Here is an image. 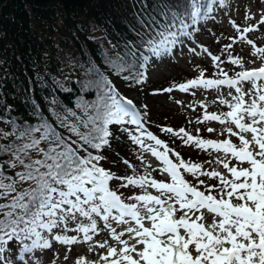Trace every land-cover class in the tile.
Wrapping results in <instances>:
<instances>
[{
  "label": "snow or ice",
  "instance_id": "6c2138e0",
  "mask_svg": "<svg viewBox=\"0 0 264 264\" xmlns=\"http://www.w3.org/2000/svg\"><path fill=\"white\" fill-rule=\"evenodd\" d=\"M220 6H224V0H220ZM161 8L160 15L168 17L165 23L148 36L137 33L138 43L128 41L123 54L106 55L105 63L116 73H127L123 76L127 82L140 85L146 81L150 57L145 51L158 60L170 56L172 49L196 30L189 28L186 18L195 26L213 10L210 3L201 4L200 0H174L171 5L163 3ZM245 18L250 16L246 13ZM259 22L264 23V15ZM230 23L240 31L235 22ZM254 30L250 26L242 31ZM240 38L245 39L243 35ZM247 43L254 49L252 54L264 60V47H257L252 40ZM212 60L215 64L219 57L212 56ZM230 62L241 63L240 59L231 57ZM93 72L98 96L93 102L77 105L79 115L67 109L64 115H57L58 123L41 117L38 124H31L6 115L11 112V106H5L4 113H0V124L4 125L0 128V264L16 261L27 264L25 254L51 248L49 237L67 246L80 242L75 235L63 234L69 231L82 233L83 242L91 241L89 233L98 232L94 216L105 222L104 227L120 245L117 248L107 242L98 244L107 249L106 254L100 255L104 264H264V83H257L264 81V65L237 72L236 78H229L222 69L224 79H204L201 72L200 77L176 86L180 91L222 85L234 88L235 103L220 100L221 104H228L230 111L222 115L206 114L204 119L234 124L238 131L232 128L225 131L237 137L239 145L229 139H200L183 128L179 133L172 128L162 129L173 135L183 133L184 144H194L203 150H222L239 164L249 165L229 167L228 163L218 161L231 174V179L216 171L202 172L201 165L182 159L174 163L169 158L168 146L145 130L147 113L139 111L131 99L121 97L100 72L95 69ZM245 81L252 82L247 92L242 88ZM124 125L135 126L138 135L127 127L120 130L127 133L133 144L162 162L161 170L170 177V183L158 182L150 174L118 176L104 166L107 157L103 150L111 148L114 138L110 126ZM245 133L251 134L250 140ZM144 137L154 145L145 144ZM160 147L163 151L158 150ZM172 155L179 157V153ZM123 163L132 167L127 160ZM181 170L197 177H218L220 185L209 186L206 194L190 184ZM113 181H126L121 183L124 188L151 187L160 195L145 191L127 198L135 203H126L122 194L113 189ZM214 189L218 197L212 194ZM205 212L212 216L211 223L204 222ZM110 219L129 226L117 233L108 223ZM70 222L76 223L74 229L68 227ZM58 228L61 234L54 233ZM125 234L127 240L122 238ZM13 242L19 255L9 248ZM92 250L90 245L89 251ZM28 259L39 264V258L34 255ZM100 261L79 257L75 264H100Z\"/></svg>",
  "mask_w": 264,
  "mask_h": 264
},
{
  "label": "trees",
  "instance_id": "16d2710c",
  "mask_svg": "<svg viewBox=\"0 0 264 264\" xmlns=\"http://www.w3.org/2000/svg\"><path fill=\"white\" fill-rule=\"evenodd\" d=\"M200 2L210 3L214 8L220 6V0ZM226 2L227 0L224 4ZM163 3L171 5L174 0H0V113H4L5 106H11V112L6 115L17 117L21 122L27 120L31 124H38L41 117L58 123L57 115H64V110L67 109L76 111L79 115L77 105L97 99V80L93 72L95 69L121 97L131 99L139 111L147 113L145 130L166 144L170 150L169 158L174 163L177 162L178 158L172 153L177 151L176 143L181 141L183 145H187L183 142L186 137L183 133L177 136L162 131L164 128H172L179 133L182 127H173L166 119L164 110L150 106L152 94L184 92L176 86L198 78L201 72L206 74L215 68L209 65L194 71L178 66L174 73L165 75V79L148 76L146 69V81L136 85L123 79L127 73H116L105 63L107 54H123L127 50L128 41L138 43L137 33L148 36L168 20V17L160 15ZM208 19L209 17L197 24L208 25ZM185 22L190 29H196L187 18ZM212 25L214 26L213 21ZM210 29L206 27L204 32ZM196 32L195 30L192 34ZM189 38L185 37L183 40ZM223 40L226 41L224 35L218 42L225 49L227 45H222ZM218 42L215 41L217 45ZM176 48L177 46L173 51ZM145 55L150 57L148 63L154 59L146 51ZM215 56L218 57L217 53ZM221 61L217 60L213 65H221ZM231 65L233 63L224 64L225 68L222 70L233 74L234 72H227L229 68L235 69L236 65L233 68ZM215 70L219 72L218 69ZM212 74L215 73L210 75ZM245 82L242 84L244 88L247 87ZM168 88L172 90L163 91ZM221 107L225 105L221 104ZM50 108L53 111H49ZM2 127L4 125L0 124V128ZM110 127L114 138L111 148L103 150L107 157L104 166L118 176L150 174L152 179H159L161 171L151 153L133 144L127 133L120 130L127 127L134 135H138L134 131L135 126ZM184 130L190 135L189 130ZM144 141L145 144L154 145L147 137H144ZM158 150L163 151V148ZM179 152L181 156L186 155L184 149H179ZM123 160L129 161L132 167L124 164ZM181 173L190 184L199 185L195 176L183 170ZM121 183L126 181H113V189L122 194L126 202H131L127 198L139 187L124 188ZM55 230L61 231L59 228L53 231ZM9 248L15 251L14 242L9 244Z\"/></svg>",
  "mask_w": 264,
  "mask_h": 264
},
{
  "label": "rangeland",
  "instance_id": "374dc122",
  "mask_svg": "<svg viewBox=\"0 0 264 264\" xmlns=\"http://www.w3.org/2000/svg\"><path fill=\"white\" fill-rule=\"evenodd\" d=\"M246 13L250 16V19L245 18ZM261 15H264V0H227L224 6H216L211 14H208L209 19L207 21H209V26L198 24V26H196L197 32L192 34L189 39L183 40L182 44L177 45V48L172 51L170 56H166L162 60L156 58L152 59L148 63L147 75L154 77V79H165V75L174 73L173 71L178 66L197 71L201 70L200 68L202 67L212 65L211 68L218 69L219 72L210 68L213 71L209 73H217V76L220 77L222 76L220 75L221 69L225 68L224 64L230 62V57L232 59H240L241 63L239 65L235 64L236 66H234V64L231 65V67L233 68L234 66L235 69H227L228 73L237 70L240 72L244 67H259L264 60L252 54L254 49L252 45L247 43V40H252L257 47H264V23L259 22ZM212 21L214 22V26L212 25ZM230 21L235 22V25L238 26L240 31H237V27H234ZM250 26L254 27L255 30L248 33L242 31L244 28ZM206 27L207 29L209 27L211 29L204 32ZM223 35L226 41L223 40L222 45H231V47L226 46L224 49L221 44H219L218 41H220ZM242 35L245 39L240 38ZM213 36L216 38H213ZM215 41L218 42V45ZM204 49H210L214 56L215 53H217L219 60H222L221 65H213L212 57L208 56ZM247 84L246 88L242 86L245 92L252 88V82L247 81ZM154 94L155 95L152 94V98L150 99V106L164 110L167 114L166 119L172 123L173 127L187 129L190 135L200 139L213 141L229 139L233 144L239 145L238 138L230 136L225 131L226 128H232L233 131H238L234 124L228 121L221 124L219 121L204 119L206 114L222 115L230 111L228 104H224L225 107L220 108V100L223 99L235 103V101L232 100V97L237 95L234 88L222 85L212 88H189L187 91L171 93L170 95H162L160 93ZM245 99H247V97ZM178 101L179 103H177ZM149 115H151L150 112ZM209 128L214 129V131L209 132ZM244 135L247 139H251L250 133H245ZM179 149H184L186 155L181 156ZM176 150V153H179L178 159H182L190 164L195 163L201 165L202 172L216 171L226 179H231V174L223 167V163L218 161L228 163L229 167H249L246 162L239 164L235 158L230 155H225L222 150L216 151L211 148L203 150L195 147L194 144L183 145L181 141L178 142V144L176 143ZM157 166L159 169L163 168L161 162H157ZM195 178L199 183V187H196H198L200 191H205L206 194V189L209 186H216V188H218L220 185L218 177L213 178L206 175H199L198 177L195 176ZM191 181H194V179H191ZM200 181H203V184H201ZM140 192H142V190L139 187L132 192L131 196H134V194L140 195ZM212 194L217 197L219 196L218 191L215 189L212 191ZM233 202L236 203L237 201L234 200ZM116 214L114 210L113 215ZM179 215L180 213H177V216ZM94 218L97 220L98 232L96 234L89 233L92 235L91 241L83 242V234L76 233L75 231H69L66 234L68 236L75 235L77 236V240L80 241L71 246L63 245L55 240H51V237H49L51 248L43 251L35 250L34 253L25 254L27 264H32V261L28 259L30 255L38 257L39 264H53V262H55V264H75L76 259L79 257H84L87 261H100V255L106 254L107 249L98 247L99 243L107 242L108 245L113 247H120V245L112 239L109 229L104 227L105 222L99 217L94 216ZM78 219L85 224L89 223L85 218ZM211 221L212 216L205 212L204 222L211 223ZM108 223L117 233L124 231L129 226L127 224H117L111 219ZM69 224L68 227L70 229L76 227L75 222H70ZM145 226L150 227V224L146 223ZM122 238L127 240L128 235L125 234ZM134 242L135 241H130V243ZM90 245L93 248L92 251H89ZM17 255H19L18 250ZM66 255L67 259H65ZM15 264H25V261H16ZM100 264H104V262L100 261Z\"/></svg>",
  "mask_w": 264,
  "mask_h": 264
}]
</instances>
